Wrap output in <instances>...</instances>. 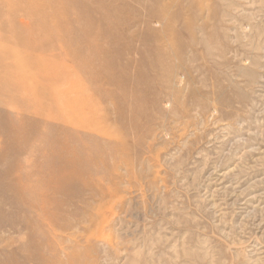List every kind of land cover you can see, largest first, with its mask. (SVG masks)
I'll list each match as a JSON object with an SVG mask.
<instances>
[{
  "label": "rangeland",
  "instance_id": "rangeland-1",
  "mask_svg": "<svg viewBox=\"0 0 264 264\" xmlns=\"http://www.w3.org/2000/svg\"><path fill=\"white\" fill-rule=\"evenodd\" d=\"M0 264H264V0H0Z\"/></svg>",
  "mask_w": 264,
  "mask_h": 264
},
{
  "label": "bare ground",
  "instance_id": "bare-ground-1",
  "mask_svg": "<svg viewBox=\"0 0 264 264\" xmlns=\"http://www.w3.org/2000/svg\"><path fill=\"white\" fill-rule=\"evenodd\" d=\"M48 73V72H47ZM66 170V169H65ZM65 170H64V172H65ZM68 171V170H67ZM76 173V172H75ZM65 175H66V173H65ZM52 176H53V174H52ZM54 179H56L55 177H53ZM53 180V179H52ZM57 185V184H56ZM49 186V185H48ZM50 186H52V185H50Z\"/></svg>",
  "mask_w": 264,
  "mask_h": 264
}]
</instances>
